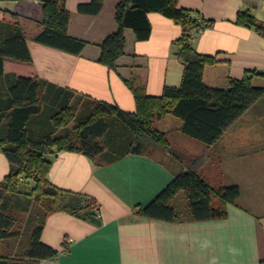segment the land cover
<instances>
[{"label": "crops", "instance_id": "obj_1", "mask_svg": "<svg viewBox=\"0 0 264 264\" xmlns=\"http://www.w3.org/2000/svg\"><path fill=\"white\" fill-rule=\"evenodd\" d=\"M119 1L104 0L101 11L90 14L80 12L79 5L91 0H66L71 13L68 34L86 42L78 54L34 40V23L44 19L42 2L0 1V24L21 23L33 58L31 63L6 59L5 73L34 75L45 87L63 88L115 103L126 111L136 107L134 94L125 83L135 74L146 79L149 95H161L165 86H179L183 63L174 42L181 36L182 26L159 12L148 13L152 27L148 39L138 40L132 28L125 29L126 46L116 70L98 62L101 43L118 27L115 5ZM178 6L213 21L193 39L199 53L219 59L204 70L208 86L227 88L229 77L242 78L246 71L264 72V35L237 22L239 12L244 11L264 25V0H178ZM257 78L258 75L253 77V84L263 86L255 83ZM261 102L264 104V96L210 146L182 133V120H172L168 114L155 122V127L167 135L168 150L150 144L144 153H128V141L122 134L126 128L115 122L113 128L117 129L122 149L104 147L92 157L55 151L49 179L63 190L62 202L78 206V196L95 200L101 218L93 214L92 207L83 208L79 215L65 210L47 214L42 241L59 250V255L39 264H264V220L255 216L264 217V204L257 203L264 200V195L258 194L264 192V157L261 163L253 162L250 174L234 171V153L253 154L257 143L264 147V129L232 128ZM199 156L206 157L201 167L204 178L215 187L238 185L241 201H249L251 205L245 206L250 207L230 204L227 217L206 221H193L186 212L175 222L137 215L139 207L153 200L186 169L190 159ZM251 158L256 159L254 155ZM10 169L7 156L0 151V183ZM13 239L17 241L3 242L7 254H25L29 236L25 242L21 241V234L5 241Z\"/></svg>", "mask_w": 264, "mask_h": 264}, {"label": "trees", "instance_id": "obj_2", "mask_svg": "<svg viewBox=\"0 0 264 264\" xmlns=\"http://www.w3.org/2000/svg\"><path fill=\"white\" fill-rule=\"evenodd\" d=\"M39 1L44 5V19L34 23V40L69 53H80L86 42L68 34L71 13L66 0ZM103 2L91 0L90 3H82L79 11L97 14ZM150 12H159L182 26V34L174 42L183 63L182 81L179 86H165L161 95H149L144 77L135 74L125 79L135 97L134 111H126L115 103L71 90L45 87V83L34 75L6 74V59L31 63L33 58L21 23L0 24V151L11 165L0 189L4 187L14 196L16 209L29 210L35 199L41 201L39 206L42 208L31 224L30 243L25 254L3 253L4 240L21 233L14 230L17 219L1 211L7 206L0 191V264H39L41 260L59 255V250L42 241L44 219L52 211L65 210L79 215L83 208L92 207L93 214L101 218L100 206L95 200L78 196L75 198L78 206L63 203V190L50 182L49 173L55 151L80 152L90 157L100 154L105 147L103 139L110 131L108 116L117 117L112 118L111 126L121 123L130 133H122L128 141V153H144L152 143L168 150L166 133L155 127V122L168 114L182 120V133L210 146L264 96V85L256 86L252 82L255 75L264 76V72L246 71L242 78L229 77L227 88L210 87L204 82L206 66L217 63L219 59L216 55L199 53L193 39L199 30L212 25L213 21L197 16V12L191 9L179 7L178 0L117 2L115 19L118 27L101 43L98 62L116 70L117 61L126 46L125 29L132 28L138 40L148 39L152 31L148 18ZM237 22L264 35V25L248 12L240 11ZM44 118L51 125L49 131L42 125ZM74 121L77 125L74 127L75 136H72L67 127ZM205 161L204 156L190 159L185 170L147 205L137 209V215L169 222L179 220L184 213H180L171 200L178 192L184 191L189 208L186 213L191 220L227 217L228 206L236 204L241 189L235 184L212 186L201 173ZM24 179L35 181L33 193L18 190L20 181ZM31 195H34V201ZM66 249L68 245L65 243Z\"/></svg>", "mask_w": 264, "mask_h": 264}, {"label": "rangeland", "instance_id": "obj_3", "mask_svg": "<svg viewBox=\"0 0 264 264\" xmlns=\"http://www.w3.org/2000/svg\"><path fill=\"white\" fill-rule=\"evenodd\" d=\"M258 76H259V78L256 79L255 83L263 85L264 84V76H262V75H258ZM168 116H169L168 118H172V120H175L177 122H181V119L178 117H175L173 115H168ZM112 118H117V117L113 115ZM112 118H111V116L107 117V121H108V124L110 126V131L104 137L103 145L107 148V150H115L114 146H120V149H122L124 146H123L122 142H120V143H122V145H120V143L117 139V129L113 128L114 126H111V124L113 123ZM42 125H44L48 131L51 128V125H50L49 121L47 120V118L42 119ZM76 125H77V121H74L67 127V131H69V133H73L72 136H75L74 127ZM232 128H234V129L263 130L264 129V104L261 102L258 106H256L249 113H246L244 116H242L240 118V120ZM172 129H173V131L176 129L175 123L172 125ZM194 140H196V142L202 143L201 141H199L197 139H194ZM202 144H204V143H202ZM257 144L255 147V152L253 154H251V152L246 153V154H244V152H240V153L238 152L237 154L234 153V155H236V158L234 160H237V162H236L237 164L235 166L234 171H239V172L243 171V174H247V173L250 174V172H251L250 169L252 167L251 165H254L253 162H256V161L260 162V163L263 162V157H264L263 149H264V147L262 144L261 145H257ZM250 151H251V149H250ZM252 155L255 156V158H256L255 160H253L251 158ZM232 171H233V169H232ZM257 172H262V170H257ZM232 177H233V175H232ZM35 184L36 183L33 179H29V180L24 179V180L20 181V184L18 186V190L21 189L22 191H30V193H33L32 189L35 186ZM262 186L264 187V185H262ZM0 187H1V185H0ZM0 191H1V193H3V196L5 197L4 202H6V206H7L6 210L1 209V211H3L4 213H7L9 215H12L13 217H15L17 219V222L14 226V230L19 231L21 233V241L25 242L28 239V236H30V231H31V227H32L31 224L35 221V218H37V215L42 212V208L39 206L41 204V201L37 202V200L34 198V195H31L32 200L34 201V199H35V202L32 204V206L30 207L29 210L16 209V208H14L15 202H16L14 199V196L11 195L10 192L6 191L4 187H2L0 189ZM258 194H259V196H262V195H264V192L261 190ZM236 203L243 205V207L247 204H250L249 201H246V200L241 201L240 198L237 200ZM257 203L259 205L264 204V200L263 201L260 200ZM171 204L174 205L180 213H185L189 210L184 191L178 192L175 195V197L171 200ZM245 207H250V206H245ZM255 216L258 220L259 219L264 220V217H262V216L260 217L258 214H255ZM16 241L17 240H15V239L8 240V241L4 240V243L5 242L6 243L7 242L8 243H14ZM4 243L2 246L3 253H9V251L6 249Z\"/></svg>", "mask_w": 264, "mask_h": 264}]
</instances>
